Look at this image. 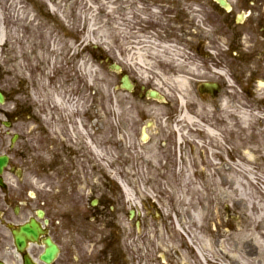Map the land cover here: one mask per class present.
<instances>
[{
	"label": "rangeland",
	"instance_id": "374dc122",
	"mask_svg": "<svg viewBox=\"0 0 264 264\" xmlns=\"http://www.w3.org/2000/svg\"><path fill=\"white\" fill-rule=\"evenodd\" d=\"M169 1L0 0V23L6 31V42L0 48V74L5 73L10 84L18 81L34 88L39 106L44 108V117H49V122L44 121L50 135L55 137L57 151L63 148L68 157L82 158L79 162L83 166L92 163L117 189L120 187L116 178L134 191L137 199L155 201L153 212H159L157 218L170 217L173 208L181 213L199 210L203 221L198 231L207 237L210 221L217 216L222 222L223 207L231 203L230 237L233 240L254 237L256 232L252 227H258L264 218V163L257 165L260 180L241 181L252 200L250 207L237 196L236 189H226L224 184L231 186L232 181L216 180L221 184L220 189L212 187L215 181L212 174L221 165L210 161L209 134L202 130L189 132L178 149L157 148L164 141L156 133L163 134L165 125L172 132L170 127L183 111L196 121L209 124L211 100L199 94L198 85L217 81L222 88L220 99L225 98L223 78L198 72L194 61L196 58L209 63L207 56L215 60L222 56L221 51L206 45L209 51L199 54L201 49L195 54L194 50L208 37L192 34L189 27L184 31L176 27L190 26L192 21L190 17L180 23L171 21L176 11L171 9L174 3ZM137 51L144 66L132 62ZM177 57L183 59L182 66H176ZM111 63H118L123 74L130 76L135 84L133 94L116 89L121 75L110 70ZM188 66L194 67L191 97L182 105L174 87L164 80L186 75ZM156 84L166 90L165 95ZM141 87L145 91H158L166 103L138 98ZM63 95L65 107L70 106L68 111L53 102L54 96ZM196 101L203 106L201 117L196 112ZM226 115L229 113H224L225 119ZM231 117L234 121L238 119L235 115ZM145 120L154 123L153 138L141 144L138 132ZM214 120L218 123L223 120L220 112ZM255 121L252 119L250 124L254 125ZM78 125L86 134L82 138L76 134ZM91 146L97 147L100 157L92 154ZM65 198L61 197L63 204H68ZM186 223L190 229V220ZM192 225L197 229V224ZM175 234L182 241L179 230Z\"/></svg>",
	"mask_w": 264,
	"mask_h": 264
},
{
	"label": "flooded vegetation",
	"instance_id": "af4514ba",
	"mask_svg": "<svg viewBox=\"0 0 264 264\" xmlns=\"http://www.w3.org/2000/svg\"><path fill=\"white\" fill-rule=\"evenodd\" d=\"M169 2L176 11L171 21L192 20L190 26L176 27L181 31L189 27L192 34L208 37L196 54L208 50L206 45L221 51L215 60L207 56L209 63L198 59L195 63L211 78L216 70L223 71L225 101L233 112L226 123L242 111L262 118L255 126L240 125L239 119L233 125L213 126L218 130L211 143L218 147L214 160L223 165V172L229 171L227 165L250 149L261 150L254 155L262 163L264 0ZM23 85L10 84L6 74H0V264H45L40 256L47 240L59 249L51 264H264V221L252 227L254 237L233 240L228 203L223 233L215 229L207 254L193 253L174 235L167 219L154 220L148 201H135L138 206L129 203L99 168L92 163L83 166L82 158L68 157L63 148L57 151L47 126L49 117H44L34 88ZM156 134L164 141L158 148L174 145L175 136L169 131ZM140 135L141 130L139 141ZM61 197H67L68 204ZM171 214L179 223L184 221L178 211L172 209ZM16 235L23 240L19 245Z\"/></svg>",
	"mask_w": 264,
	"mask_h": 264
},
{
	"label": "bare ground",
	"instance_id": "6f19581e",
	"mask_svg": "<svg viewBox=\"0 0 264 264\" xmlns=\"http://www.w3.org/2000/svg\"><path fill=\"white\" fill-rule=\"evenodd\" d=\"M1 17L2 16H1V12H0V19H1ZM5 39H6V31H5L4 27L2 26V23H0V45L2 43V40H5ZM132 62H133V64H136V65L138 64L140 66H144V64L142 62V55H141L140 51L134 52V54L132 56ZM175 64H176V66H178V65L182 66L183 59H179L177 57ZM82 65L83 64L81 63L79 66L82 67ZM193 68L194 67H192V66H188V71L186 72V75L178 74V75L172 76L169 79L165 78L166 81L164 80L165 83L174 87V91L177 93L178 97L181 98V102L183 105H184V102L186 104L187 101H189V99L191 97L190 91H191V83L193 80L192 75L194 73ZM156 85H157L156 88L158 89V91H160L162 93V95H165L166 90L165 89L161 90L160 87H158V84H156ZM182 98L184 99V101L182 100ZM62 99L65 101V95H63V97H61V98L58 96H54L53 102H55L56 106H59L62 109H66V111H68L70 106L68 108H66L65 107L66 104L62 101ZM225 102H223L221 105V111H222L221 117L222 118H224V113L233 114V112L229 110V107L226 105ZM195 104H196V112L201 117L203 106H202L201 102H198V101H196ZM80 107H82V106L80 105ZM208 111H209V117H210V121H209L208 125H204L202 123V120L196 121L194 119V117L190 116L186 111L185 112L183 111L182 113H180L179 118L175 119V122L172 126L173 127L172 130L175 129L179 133V135L181 134V138L178 139V141L180 142V145H182V142H183V138H184L183 135H185L186 133H189V132H195L197 130H201V127H196V128L191 127L195 124L203 125L202 127L205 128V131L207 132V134L212 135V136L217 135L218 130L213 128V126L218 125L217 120H214V117H218V112L216 110L214 112H210V110H208ZM239 116H240L239 118H240L241 124L243 126H250L251 125L250 122L252 121V119H257L258 122L262 120L261 116L259 118L258 114L251 115L250 112H246V111H242L241 113H239ZM230 122L231 123H229V124H232V121H230ZM82 126H83V124H82ZM82 126L78 125V128H77L78 130H77L76 134L79 138H82L84 135H86L83 131ZM164 127H166V125ZM89 145H90V143L88 144V146ZM176 145L177 146L175 147V149H178L179 147H181V146H178L179 144H176ZM171 149H174V148L172 147ZM215 149H217V148H215ZM91 150L93 151V154L95 157H97V158L100 157V151L97 149L96 146H91ZM216 151L217 150H211V153L209 154L210 159L215 155ZM253 159L254 158L248 156L247 154H242V157L239 159V161L231 164L230 170L228 172L226 170H224L226 172L222 173V177L219 178V180L216 178L217 177V171H218V168H217L215 174H212L213 180H215L212 183V185H213L212 187L220 189L221 184L216 182V180L219 182H223V183H227V182L232 181L231 186L224 184V186L227 187L226 189H228L230 187L233 190L236 189L237 190V196L243 198L246 201L247 205L252 207L253 206L252 200L249 197L248 192H246L244 190L243 186L241 185V181H245L247 179L249 181H252L254 179H256V180L258 179L257 177H255L256 173L252 170V160ZM258 180H260V179H258ZM121 185H122L123 189L125 190L127 197L130 196L129 190L126 188V186L124 184H121ZM253 203L255 204V202H253ZM262 209H264V204L262 205ZM263 214H264V211H263ZM191 221L200 227V224L203 221V213L200 212L199 210L192 211L191 212ZM200 238H205V236H200ZM200 240H202V239H200ZM203 241L205 242V245H206L207 241L206 240H203ZM196 246H197L198 253L201 255L203 253V251H202L203 247L201 245H196Z\"/></svg>",
	"mask_w": 264,
	"mask_h": 264
},
{
	"label": "water",
	"instance_id": "95a60500",
	"mask_svg": "<svg viewBox=\"0 0 264 264\" xmlns=\"http://www.w3.org/2000/svg\"><path fill=\"white\" fill-rule=\"evenodd\" d=\"M111 68L113 70H119V68L117 66H112ZM121 83H122V88H124L126 90H129V91L132 89V86H131L127 76H124L122 78ZM211 87H214V86H211ZM149 95L152 98L156 97V93L155 92H150ZM54 252H55V249H53L52 251L47 252L45 255L42 256V259H44L46 262H50V260L53 258Z\"/></svg>",
	"mask_w": 264,
	"mask_h": 264
}]
</instances>
